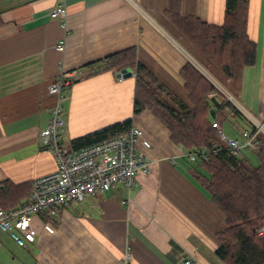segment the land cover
<instances>
[{
    "label": "crops",
    "instance_id": "obj_1",
    "mask_svg": "<svg viewBox=\"0 0 264 264\" xmlns=\"http://www.w3.org/2000/svg\"><path fill=\"white\" fill-rule=\"evenodd\" d=\"M171 1L181 16L223 22L225 0H0V182H32L55 169L54 156L39 144L37 134L55 101L48 85L60 71L84 73L66 88L61 102V141L68 148L71 139L132 116L134 74L118 78L106 70L86 75L98 59L114 52L132 48L137 60L184 100L180 70L186 62L216 87L220 82L228 86V79L201 62L192 42L166 15ZM58 4L67 10L62 50L57 43L64 30L49 16ZM246 32L256 55L243 66L234 98L263 119L264 0H248ZM216 108L210 102V109ZM231 119L220 127L238 138V127L246 122L227 125ZM132 124L151 144H137L152 161L149 172L136 175L137 186L126 190L113 184L34 215L36 238L26 247L1 232L0 264H184L185 259L225 264L215 254L224 216L190 175L181 146L147 110L133 116ZM247 152L256 165L257 149ZM126 251L130 259L124 261Z\"/></svg>",
    "mask_w": 264,
    "mask_h": 264
},
{
    "label": "trees",
    "instance_id": "obj_2",
    "mask_svg": "<svg viewBox=\"0 0 264 264\" xmlns=\"http://www.w3.org/2000/svg\"><path fill=\"white\" fill-rule=\"evenodd\" d=\"M247 12L248 0H225L223 22L218 25L181 16L175 1L165 9L166 15L192 42L204 64L228 79L225 87L234 97L243 66L252 64L256 55V45L246 32ZM124 67L131 68L135 80L132 116L71 139L70 148L77 149L125 132L132 125L133 116L144 110L167 127L170 139L186 150L219 144L218 150L207 158L188 160L190 175L224 216L225 226L216 233L215 254L225 264H264V230L257 232L264 227V145L256 148L258 162L253 165L246 156L226 149L212 125L213 121L220 125L223 120L238 117L245 120L244 127L252 128L245 115L191 62H186L180 70L187 100L176 95L138 61L132 48L98 59L86 75L106 70L116 74ZM212 94L219 101L215 110L210 109ZM32 187L33 181L0 182V207L20 204L24 197L28 198Z\"/></svg>",
    "mask_w": 264,
    "mask_h": 264
},
{
    "label": "built area",
    "instance_id": "obj_3",
    "mask_svg": "<svg viewBox=\"0 0 264 264\" xmlns=\"http://www.w3.org/2000/svg\"><path fill=\"white\" fill-rule=\"evenodd\" d=\"M66 15L64 4H58L49 11V16L58 20L64 30V36L57 43L60 50L64 49L68 34ZM83 76L84 73L78 69L60 71L48 85V92L55 96V101L50 107L47 122L38 131L37 138L39 144L54 156L55 169L33 180L27 200L6 209L0 207V233L7 232L20 246L26 247L36 238L32 227L35 214L72 201H81L88 195L108 190L113 184H120L130 190L137 186L136 175L139 172L150 171L152 161L137 149V144L141 143L144 147H150L151 144L133 124L125 132L77 149H70L63 144L61 136L65 120L61 102L64 99V91ZM217 88L219 89L218 85ZM219 90L227 96L224 91ZM240 107L239 110L243 109ZM243 110L252 128L238 127V138L228 136L219 123L212 122L218 130V137L223 146L237 155L264 145V118L259 119L246 109ZM219 146L214 144L212 148L181 149L188 160L194 161L207 158L209 154L215 153ZM130 199L131 197L127 196L126 201L129 202ZM263 230L264 227H261L257 232L262 233ZM129 259V251H126L124 261ZM189 263V259L184 260V264Z\"/></svg>",
    "mask_w": 264,
    "mask_h": 264
},
{
    "label": "rangeland",
    "instance_id": "obj_4",
    "mask_svg": "<svg viewBox=\"0 0 264 264\" xmlns=\"http://www.w3.org/2000/svg\"><path fill=\"white\" fill-rule=\"evenodd\" d=\"M194 53H195V55H197L198 56V58H200L201 59V62H203L204 63V61L202 60V58L200 57V55H199V53L194 49ZM215 82V81H214ZM221 83V82H220ZM219 83V84H220ZM219 84H217L216 83V85H218V87H219V89H221L222 91H224L225 92V94L227 95V96H229V95H231L232 96V98H229V100L234 104V105H236L237 107H240L239 105H238V102L236 101V99L234 98V96L227 90V88L222 84V85H219ZM65 92L66 91H64V94H65ZM227 96H226V98H227ZM228 99V98H227ZM241 108V107H240ZM240 111L245 115V118H246V121H249V119H248V116L246 115V112L241 108L240 109ZM62 116H63V114H62ZM224 121V120H223ZM225 122H227V125H229L230 123L231 124H234L235 126H237V125H239V124H241V120H240V118H238V117H236L235 118V121L234 122H228V121H225ZM224 122V123H225ZM236 123V124H235ZM230 124V125H231ZM224 132H226V134L228 135V136H230L229 134V132L225 129L224 130ZM232 135L234 134V133H231ZM248 153L249 152H247V151H243L242 152V156L244 155H246V156H248ZM254 162H256V158L255 159H252ZM120 185V184H119ZM35 215H37V214H35Z\"/></svg>",
    "mask_w": 264,
    "mask_h": 264
},
{
    "label": "water",
    "instance_id": "obj_5",
    "mask_svg": "<svg viewBox=\"0 0 264 264\" xmlns=\"http://www.w3.org/2000/svg\"><path fill=\"white\" fill-rule=\"evenodd\" d=\"M132 74H133V71L131 70L130 67H124V68H122L120 71H118L116 73V77H118V78H126V77L131 76ZM209 99H210V101L212 102V104L215 107L219 106V101H218L217 97L214 94L210 95Z\"/></svg>",
    "mask_w": 264,
    "mask_h": 264
},
{
    "label": "bare ground",
    "instance_id": "obj_6",
    "mask_svg": "<svg viewBox=\"0 0 264 264\" xmlns=\"http://www.w3.org/2000/svg\"><path fill=\"white\" fill-rule=\"evenodd\" d=\"M221 126V125H220Z\"/></svg>",
    "mask_w": 264,
    "mask_h": 264
}]
</instances>
